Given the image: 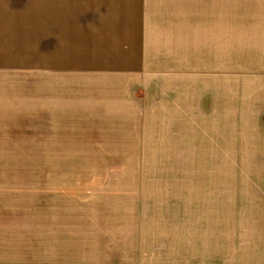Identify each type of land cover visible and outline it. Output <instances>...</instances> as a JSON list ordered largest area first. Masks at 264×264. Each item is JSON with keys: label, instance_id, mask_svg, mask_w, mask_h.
<instances>
[{"label": "rangeland", "instance_id": "374dc122", "mask_svg": "<svg viewBox=\"0 0 264 264\" xmlns=\"http://www.w3.org/2000/svg\"><path fill=\"white\" fill-rule=\"evenodd\" d=\"M143 4L154 44L132 71L0 67V264H264L263 62L241 52V0Z\"/></svg>", "mask_w": 264, "mask_h": 264}, {"label": "crops", "instance_id": "0c3cea01", "mask_svg": "<svg viewBox=\"0 0 264 264\" xmlns=\"http://www.w3.org/2000/svg\"><path fill=\"white\" fill-rule=\"evenodd\" d=\"M140 1L139 4L133 0H52L47 5L27 9L0 5V67L10 62H30L34 69L52 75L71 72L117 75L132 71L139 48L147 45L151 48L153 42L151 29L144 25L146 12L143 0ZM235 22H239L238 36L245 59L255 56L253 59L263 62L252 76L256 80L249 82L264 109V0H241V18ZM218 24V48L225 47L227 61L233 43L229 29L232 23L226 20ZM166 27L167 32L160 36V46L169 38V26ZM176 31L180 32V25ZM257 173H261L257 179L264 184V171Z\"/></svg>", "mask_w": 264, "mask_h": 264}]
</instances>
